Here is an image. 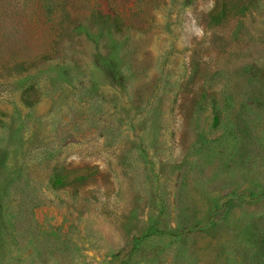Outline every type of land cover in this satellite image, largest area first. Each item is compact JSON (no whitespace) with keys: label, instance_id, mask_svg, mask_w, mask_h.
<instances>
[{"label":"rangeland","instance_id":"1","mask_svg":"<svg viewBox=\"0 0 264 264\" xmlns=\"http://www.w3.org/2000/svg\"><path fill=\"white\" fill-rule=\"evenodd\" d=\"M218 1L0 0V264H264V0Z\"/></svg>","mask_w":264,"mask_h":264},{"label":"trees","instance_id":"2","mask_svg":"<svg viewBox=\"0 0 264 264\" xmlns=\"http://www.w3.org/2000/svg\"><path fill=\"white\" fill-rule=\"evenodd\" d=\"M187 3L192 4L195 0H186ZM234 2L231 0H221L216 3L215 8L209 14L210 22L216 24L217 26H222V24L228 22L232 16H235V9L232 7ZM100 23L104 29H113L116 32L123 31L125 26L123 16L116 14L113 17L110 15L99 14ZM25 69L22 63L16 64L14 67L15 71L20 69Z\"/></svg>","mask_w":264,"mask_h":264}]
</instances>
